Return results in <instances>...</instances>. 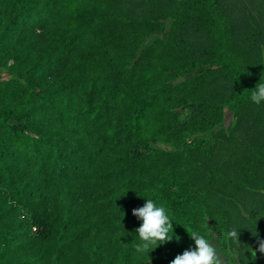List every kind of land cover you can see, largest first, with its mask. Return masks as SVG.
Instances as JSON below:
<instances>
[{
    "label": "trees",
    "instance_id": "16d2710c",
    "mask_svg": "<svg viewBox=\"0 0 264 264\" xmlns=\"http://www.w3.org/2000/svg\"><path fill=\"white\" fill-rule=\"evenodd\" d=\"M0 52V264H171L212 224L264 264V0H0ZM146 199L172 240L139 253Z\"/></svg>",
    "mask_w": 264,
    "mask_h": 264
},
{
    "label": "clouds",
    "instance_id": "9594fccd",
    "mask_svg": "<svg viewBox=\"0 0 264 264\" xmlns=\"http://www.w3.org/2000/svg\"><path fill=\"white\" fill-rule=\"evenodd\" d=\"M251 101L260 105L264 103V82L262 80L251 90ZM146 204L138 209H134L132 214L142 221L140 227L135 229L138 233L140 243L135 244V250L144 253L154 248L158 243L162 245L170 242V230L173 229V223L170 221L163 206H157L152 199H146ZM195 242V248L185 250L178 254L171 264H224L219 256L217 248L210 243L204 235L197 232L189 234ZM227 237L235 242H240V232L235 228L227 233ZM258 248L255 253H264V240H258Z\"/></svg>",
    "mask_w": 264,
    "mask_h": 264
},
{
    "label": "rangeland",
    "instance_id": "374dc122",
    "mask_svg": "<svg viewBox=\"0 0 264 264\" xmlns=\"http://www.w3.org/2000/svg\"><path fill=\"white\" fill-rule=\"evenodd\" d=\"M164 23L165 26L168 28L171 24V20H165ZM152 41H153L152 38H150L149 44ZM1 58L3 59L1 60ZM199 71L200 69L192 74L186 75L185 77H177L175 83L176 84L180 83L185 79H187L188 77L196 75ZM14 73H15V69H14L13 58L11 56H5L0 52V81L14 79V75H15ZM194 108H195L194 105H189L177 109V112L180 114L181 120L182 121L188 120L191 117ZM235 122H236V118L234 116V113L229 111L228 106H225L223 122L219 126L215 127L211 132H206V133L198 132L194 134H189L187 135L186 140L193 141L196 139L212 138L219 130L223 129L226 131H230L235 125ZM156 146L158 148H162L169 151L178 149L171 143H158ZM26 217H29V214H27ZM226 237L227 236H225V238ZM208 240L210 243L216 246L218 254L222 258L224 264H240L238 252L235 250H231L227 246V244H224V236H219L217 228L213 224L211 230L208 231Z\"/></svg>",
    "mask_w": 264,
    "mask_h": 264
}]
</instances>
